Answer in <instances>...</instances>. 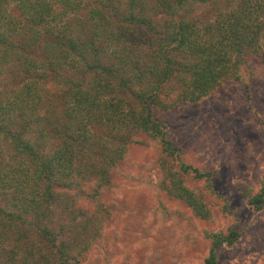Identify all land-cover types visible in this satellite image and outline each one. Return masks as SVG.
Returning a JSON list of instances; mask_svg holds the SVG:
<instances>
[{
    "label": "trees",
    "instance_id": "1",
    "mask_svg": "<svg viewBox=\"0 0 264 264\" xmlns=\"http://www.w3.org/2000/svg\"><path fill=\"white\" fill-rule=\"evenodd\" d=\"M263 33L264 0H0V264H82L90 244L57 242L46 222L56 206L81 216V200L100 216L118 173L211 220L213 173L181 161L162 116L238 81ZM141 135L159 151L155 184L122 172ZM244 195L264 207V185ZM205 236L203 264L239 239Z\"/></svg>",
    "mask_w": 264,
    "mask_h": 264
},
{
    "label": "rangeland",
    "instance_id": "2",
    "mask_svg": "<svg viewBox=\"0 0 264 264\" xmlns=\"http://www.w3.org/2000/svg\"><path fill=\"white\" fill-rule=\"evenodd\" d=\"M209 7L198 8L196 15H205ZM8 10L18 12L12 3ZM262 39L264 45V33ZM263 59L257 52L238 81L162 116L181 161L213 173L217 195H206L202 182H190L206 195L211 220L194 216L159 188H140L139 181L118 173L114 189L104 193L106 210L100 216L93 215L97 206L88 201L72 204L81 216L74 217L64 205L54 208L46 224L58 233L57 242L73 241L78 248L89 243L82 264H203L210 246L205 234L233 229L239 239L220 248L218 264H264V207L255 210L244 195L264 185ZM140 138L144 145L129 148L122 172L158 183L159 151L146 136Z\"/></svg>",
    "mask_w": 264,
    "mask_h": 264
}]
</instances>
